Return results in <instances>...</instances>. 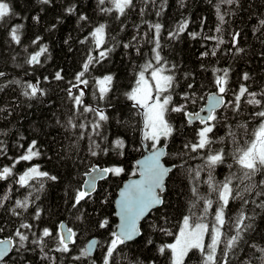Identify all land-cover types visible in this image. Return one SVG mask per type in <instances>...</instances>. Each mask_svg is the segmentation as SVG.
I'll return each instance as SVG.
<instances>
[{"label": "snow or ice", "instance_id": "1", "mask_svg": "<svg viewBox=\"0 0 264 264\" xmlns=\"http://www.w3.org/2000/svg\"><path fill=\"white\" fill-rule=\"evenodd\" d=\"M208 2L212 4L217 19L213 35L205 32L207 17L200 18L198 31L190 30L193 20L190 16L184 15L174 21L170 29L166 28L161 18L167 11L168 0H143V6L139 9L142 22L136 25L131 40L122 45L124 49H133L137 56L147 55L142 54L141 40L151 45L150 56L137 66L138 70L134 72L128 89L122 93L130 104L120 105L113 102L114 97L110 94L117 86V77L110 69L100 76H91L93 70H98L97 66L102 67L104 62L110 59L116 46L115 44L107 46L108 23L106 21L96 23L79 40V44L86 46L85 53L79 70L74 73L72 79L66 81V87L63 89L67 100L70 101L66 119L63 122L60 119L56 121L65 130L70 142L72 154L65 152L64 155L67 156L65 163L72 161V165L77 167L78 164H84L88 157L114 156L120 159H113L110 163L105 161L106 166H101L100 162L85 165L82 181L71 189L69 211L76 210L79 213L76 219L84 220L88 214L82 210L83 205L95 200L94 194L99 191L98 181L107 180L110 176H122L126 172L122 160L130 151L140 152L142 155L141 159L135 160L130 173L138 179L125 183L119 190L113 212L119 223L114 228L110 227L111 221L108 216L89 220V223H94L98 229L107 231V239L103 242L92 237L84 246H80L78 244L80 234L72 227H68L64 221H60L54 228H40L39 224L28 222L27 219H20L18 226H15V221L11 219L8 221L0 219V234L4 233L10 224L13 225L8 236L0 237V261L14 251L19 257L18 264H25L27 261L25 254L38 250L42 262L57 264V256L54 253L66 257L75 247L78 254L71 255L72 264H97L98 260L100 264H117V256L123 253L125 247L143 241L149 250L154 246L159 256L166 258L167 264H186V259L190 258V253L193 252L199 253L200 264H230L231 255L242 243H247L254 253L258 252L256 260L259 264H264V245L252 243L249 237V233L256 230V216L264 213V86L252 90L247 83L251 79L248 72L240 76L238 86H233L230 83L229 68H212L214 91L199 94L194 76L190 77L185 73L184 78L190 82L186 85L187 90L179 94V100H176L174 93L179 86L175 75L177 65L170 64L162 55L161 40L165 31L168 41H178L185 34L192 40H204L206 43L201 47L205 50L199 54L201 59L215 57L225 43H230L227 49L229 53L234 51L239 55L245 52V49L239 46L242 35L240 31L232 30L229 33L230 42L223 36L224 26L229 24L226 17L234 16L237 10L243 8L241 0ZM40 3L52 5L53 0H40ZM177 3L181 9L187 6V0H177ZM136 7L135 0H96L97 13L104 16L115 12L117 20ZM64 12L68 16L75 14L78 25L81 22L84 25L90 22V17L81 12L75 4L65 7ZM153 12L156 20L143 19L146 14ZM18 15L9 0H0V26L6 29L12 44L23 46L21 30L24 25L9 23L12 17ZM32 19L39 23L40 17L37 15ZM57 23H60L59 17ZM57 23H53L50 30L56 29ZM143 25H147V30L141 32ZM123 27L122 23L121 31ZM256 33L264 35V18H260L254 26L253 34ZM71 38L69 34L64 43L69 44ZM42 41L43 37L39 35L31 41L38 49L31 53L24 47V51L28 53L24 64L41 65V57L51 59L49 48ZM209 41L214 42L211 50L207 49ZM68 51H72L71 45ZM12 59L15 60L16 57L13 56ZM201 68H205V65L201 64ZM63 71L62 68L55 71L51 79L65 81ZM6 77L7 73L0 70V80L4 81L0 91L9 85H16L21 89L20 94L28 100L38 99L47 94L39 78L33 83L32 80H7ZM43 81L50 83L48 76H44ZM203 87L200 86L201 89ZM89 94L91 100L86 99ZM115 99L118 101L119 97ZM190 104L200 106L198 110H190ZM244 106L251 107L250 120L258 123L249 131L248 121L238 122L236 126L239 131H233L232 124L228 123L227 114L231 112L235 116ZM125 109L132 114L129 119L125 121L116 118V114L122 113ZM0 113L10 116L12 110L8 105H4L0 106ZM170 113L182 117L184 125L181 127L192 128L191 138L185 139L175 153L171 152L169 142L173 141L179 129L170 119ZM133 117H139V120L134 122ZM222 121L227 131L224 136L217 137V125ZM113 125L138 133V146L134 141L126 139L127 132H111ZM6 135L0 130V136ZM81 141L86 142L87 156L81 158L77 155L76 160H72V155L76 154V146ZM216 144L224 146L214 148ZM44 155L41 143L35 138L29 140L28 137L20 136L12 146L0 138V182L11 181L0 195V209L9 217L21 218L36 201L40 200L39 193L44 191L45 183L60 179L57 175L43 170L40 163L34 162ZM170 155L179 156L181 159L186 156L201 161L196 167L189 165L185 168V179L194 200L189 202L187 214H183L175 226L176 231L168 227L173 206L170 203L171 193L167 182L174 168L184 167V164L166 166L165 158ZM229 156L233 162L227 165L229 174L218 180L214 173L219 166L226 163ZM48 159L51 160L52 157L49 156ZM61 159L64 157L61 156ZM21 164L28 166L18 173L17 165ZM234 166L237 170L231 171ZM202 173L206 174V177L202 176ZM200 183L207 185V194L201 193ZM13 185L18 186L16 191L25 189L27 194L11 203ZM109 197L110 193L105 194L99 203L108 204ZM236 201L239 202L238 207L235 213L230 214V205ZM197 205H202L199 216L193 212ZM43 211L36 206L31 220L40 221ZM157 213L159 215H156ZM209 214L212 216L211 224L206 222ZM97 216L100 214L97 213ZM150 218L149 223L147 221ZM146 233L148 238L145 239ZM152 233L172 237V242H160L157 245ZM97 248L102 249L100 256L95 255ZM145 261H148V264H156L155 258L149 259L147 256L143 260L134 258L132 264H145ZM248 264H254L253 260H249Z\"/></svg>", "mask_w": 264, "mask_h": 264}, {"label": "trees", "instance_id": "2", "mask_svg": "<svg viewBox=\"0 0 264 264\" xmlns=\"http://www.w3.org/2000/svg\"><path fill=\"white\" fill-rule=\"evenodd\" d=\"M15 13L18 16H14L9 21L10 24L21 23L24 28L21 30L22 44L23 46H17L12 44L7 36L6 29L0 26V70L7 73V80L19 79L32 80L35 83V79L39 78L42 81V87L46 89L47 94L39 97L38 99L28 100L23 97L21 89L16 85H9L0 91V106L8 105L12 110V115H6L0 113V130L6 133V136H0L5 139L10 146L14 145L16 140L20 136L28 137L29 140L37 139L45 151V155L38 161H34L41 164L43 170L49 171L53 175H57L60 179L56 182L48 181L45 183V188L42 193H39L40 200L36 201V204L29 208L28 212L24 213L21 218L9 217L3 209H0V219L8 221L9 219L15 221V226H18L20 219H27L28 222L39 224L40 228L50 227L54 228L60 221H64L68 227H72L80 235L78 244L84 246L88 239L96 237L101 242L107 239V231L98 229L94 223H89V220H95L103 216H108L111 225L114 228L117 224V219L113 215L114 201L117 197L118 191L123 182L133 177L130 175L132 171V165L139 157L140 152L130 151L122 163L126 169V172L120 177H109L107 180L98 182V193L94 194L95 200L89 201L83 205L82 210L87 212V217L84 220H77L76 216L79 213L76 210L69 211L70 202L69 196L72 194L71 189L78 186L82 181V173L85 170V165L90 163L100 162L101 166H106L105 161L111 162L113 159L119 160V157H88L84 161V164H78L77 167L72 165V161L67 160L65 152L71 153L69 147V139L67 133L59 124L56 123L57 119L62 122L66 119L68 106L70 101L67 100L63 89L66 87V81L72 79L74 73L79 70L82 62L86 46L79 44V40L86 35L92 27L99 22L108 23V47L116 45L112 52L110 59L105 61L103 66H97L98 70H93L91 76H100L104 74L106 70H111L117 77V86L114 92L110 95L114 97L113 102L120 105L130 104L126 101L122 95L124 91L128 89L131 83V78L135 71L138 70V65L144 62L147 56H150L151 45L147 44L144 40L140 41V45H143L141 51L142 54L137 56L133 49H124L123 43H127L131 40L132 35L135 34L136 25H140L142 18L139 15V9L143 6V0H135L137 7L134 10H129L125 16L116 19L117 13L113 12L111 15L101 16L96 12V0H53L52 5H43L40 0H9ZM216 0H213L215 3ZM243 8L237 10L234 16L226 17L229 19V24L224 26L225 31L223 33L224 39L228 42L231 40L230 32L232 30L240 31L242 33L240 39V47L245 49L244 53L236 55L234 51L232 53L227 52L230 47V43H225L221 46V50L217 52L215 57L209 56L201 59L199 54L204 51L205 48L201 47L206 42L204 40H192L186 34L183 35L178 41H168L167 32L162 33L161 43L163 45L162 55L169 61L170 64L177 65L175 69V75L178 81V87L175 89L174 98L179 100V94L186 91V85L190 80H186L185 73H188L190 77L194 76L195 84L199 94H206L210 91H214L212 84L213 75L212 68H229L230 69V83L233 86H238L239 78L244 72H248L251 79L247 82L252 90H257L259 87L264 86V35L259 33L253 34V28L257 25L260 18H264V0H241ZM70 4L78 6L81 12H85L90 17V22L84 25L81 22L77 24V16L74 14L68 16L64 9ZM110 6V5H106ZM227 10V9H224ZM39 16V23L32 19L33 16ZM184 16H190L193 20V24L190 26V30L198 31L200 18L207 17V24L205 32L208 35H213L214 28L217 24L215 10L208 2V0H187V6L181 9L178 6L177 0H168L167 11L163 14L161 22L165 24L166 28L170 29L177 19ZM60 18V23H57V18ZM143 19L156 20L154 12L146 14ZM53 23H57V27L54 30H50V26ZM124 25L121 31V25ZM83 25V27H81ZM147 30V25H143L140 29L141 32ZM71 35L69 44H65L64 40ZM43 37L42 43L47 44L51 59H45L41 57L42 64L29 66L24 64V59L27 54L24 51V47L28 48V52L31 53L34 50H38L35 45H32L31 41L37 36ZM114 37V39H112ZM71 45L72 51L69 52L68 48ZM214 47V42H207V49L211 50ZM16 59L13 60L12 57ZM201 64L205 65V68H201ZM20 65V66H17ZM63 69V75L65 81H55L51 77L55 71ZM48 76L49 82H44L43 77ZM4 81L0 80V87H3ZM204 87L201 89L200 86ZM115 97H119L118 101ZM86 99L91 100L89 94ZM201 104L203 102H200ZM18 105V106H17ZM200 105H189L190 110H198ZM252 111L250 106H244L242 111L235 116L229 112L228 123L232 124L233 131H239L237 123L249 122V131L252 130L258 123L257 121H251L249 114ZM132 114L125 109L122 113H117L116 118H122L127 121ZM170 119L177 126L179 131L174 135L173 141L169 142V148L172 153H175L185 139L191 138L192 128L181 127L184 125V121L179 114L170 113ZM224 116V113H221ZM139 117H133V121L136 122ZM111 132H127L126 139L134 141L137 146L139 142L138 133H134L130 129L120 127L119 125H113L110 129ZM227 131L225 123L222 121L217 125L216 136H224ZM111 138V137H110ZM248 137H245L247 139ZM243 143V141H241ZM224 145L216 144L213 147L219 148ZM143 151V150H141ZM76 154L72 155V160H76V156L81 158L87 156L86 142H79L75 149ZM13 153H10V155ZM194 155V154H193ZM52 157L51 160L48 157ZM61 156L64 159H61ZM167 165H181L184 167L174 168L171 178L168 180V189L171 193L169 199L172 204L170 210L168 227L176 231V225L179 223L183 214H187L188 204L192 197L188 181L185 179V168L191 165L196 167L201 163L200 160H192L188 157L181 159L179 156L170 155L166 157ZM187 161L185 164L184 162ZM7 163V161H4ZM232 159L229 156L224 165L217 168L214 175L218 180H222L224 176L229 174L228 164H231ZM28 165H17L16 171L22 172ZM234 166L231 171H236ZM71 173V174H69ZM202 176L206 177V174L202 173ZM8 182H0V195L7 188ZM18 186L13 185V196L11 203H14L15 199H22L27 194V190L15 189ZM200 191L203 194H207V185L200 183ZM109 203L101 205L99 200L103 198L105 194H109ZM214 198V197H213ZM239 202H232L230 205V214L235 213ZM10 206V205H9ZM39 206L42 208L43 214L40 221H32L31 215L34 208ZM202 211V205H197L193 212L199 216ZM259 211V210H257ZM97 213L100 216H97ZM156 215H159L157 213ZM264 213L255 218L254 232L249 233L251 242L258 245H264ZM212 216L209 214L206 222L211 224ZM151 222V218L149 221ZM13 225H9V228L0 237H6L12 230ZM150 232V230H149ZM152 238L158 245L160 242H172V237H164L156 233H152ZM148 238L146 233L145 239ZM248 239V237H246ZM208 242V240H207ZM102 249L97 248L95 255L100 256ZM53 253H50V255ZM78 254V249L73 248V252L69 256H63L60 253H54L57 256V264H72L71 255ZM27 261L25 264H46L39 259L40 253L37 250L33 253H26ZM147 256L149 259L155 258L156 264H167L165 257L159 256L155 247L152 246L151 250L145 246L143 241L139 244H132L130 247H125L123 253L117 256V264H132L134 258L143 260ZM259 253H254L247 243H242L241 247L231 255L230 264H248L249 260H253L254 264H259L256 257ZM19 257L13 251L11 255L0 264H18ZM100 264V261H97ZM148 264V261H145ZM186 264H200V257L198 252L190 253V258L186 259Z\"/></svg>", "mask_w": 264, "mask_h": 264}, {"label": "water", "instance_id": "3", "mask_svg": "<svg viewBox=\"0 0 264 264\" xmlns=\"http://www.w3.org/2000/svg\"><path fill=\"white\" fill-rule=\"evenodd\" d=\"M142 158V156L141 157H139L138 159H141ZM166 166H172V165H167L166 164ZM133 179H138V177H130V178H128V179H126L124 182H123V184H122V186L120 187V189L123 187V185L125 184V183H128V182H130L131 180H133ZM99 182V181H98ZM119 189V190H120ZM118 194H119V191H118ZM118 194H117V197H116V199L118 198ZM114 209H115V204H114ZM116 217V216H115ZM116 219H117V224L119 223V219H118V217H116ZM65 223V222H64ZM66 224V223H65ZM67 225V224H66ZM96 238V237H95ZM12 253V252H11ZM11 253H9V255L7 256V257H5V259L3 260V261H5L10 255H11ZM3 261H0V263L1 262H3Z\"/></svg>", "mask_w": 264, "mask_h": 264}, {"label": "rangeland", "instance_id": "4", "mask_svg": "<svg viewBox=\"0 0 264 264\" xmlns=\"http://www.w3.org/2000/svg\"><path fill=\"white\" fill-rule=\"evenodd\" d=\"M206 243H207V237H206Z\"/></svg>", "mask_w": 264, "mask_h": 264}, {"label": "bare ground", "instance_id": "5", "mask_svg": "<svg viewBox=\"0 0 264 264\" xmlns=\"http://www.w3.org/2000/svg\"><path fill=\"white\" fill-rule=\"evenodd\" d=\"M100 182V181H99ZM99 185V184H98ZM96 253V252H95Z\"/></svg>", "mask_w": 264, "mask_h": 264}]
</instances>
